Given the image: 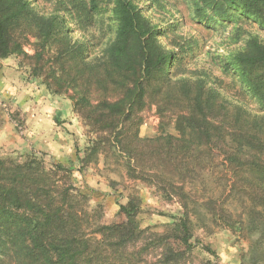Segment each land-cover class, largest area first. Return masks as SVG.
Masks as SVG:
<instances>
[{"label": "rangeland", "instance_id": "1", "mask_svg": "<svg viewBox=\"0 0 264 264\" xmlns=\"http://www.w3.org/2000/svg\"><path fill=\"white\" fill-rule=\"evenodd\" d=\"M29 1L31 16L62 15V31L43 42L30 22L15 27L21 49L0 60V160L35 173L33 190L43 186L46 199L64 205L92 252L100 245L95 264H264V207L253 199L262 190L236 172L241 162L224 153L232 150L231 142L218 148L215 136L182 134L176 122L186 103L173 92L163 112L155 104L161 86L185 83L196 92L203 84L206 97L227 108L230 132L243 134L245 128L264 138V99L241 87L236 72L222 68L225 58L247 49L252 39L264 44V20L237 13L219 25L202 0H135L158 27V44L176 53V69L166 79L158 73L148 80L145 105L124 124L98 128L76 110L72 83L78 70L83 73L94 104L117 93L114 83H98L115 38L113 0H96L95 8L91 0ZM251 79L264 91V71ZM207 111L217 115L216 107ZM131 199L139 204L140 233L123 247L119 232L110 228L128 226L119 203ZM186 216L190 246L178 231ZM21 263L3 242L0 264Z\"/></svg>", "mask_w": 264, "mask_h": 264}, {"label": "trees", "instance_id": "2", "mask_svg": "<svg viewBox=\"0 0 264 264\" xmlns=\"http://www.w3.org/2000/svg\"><path fill=\"white\" fill-rule=\"evenodd\" d=\"M91 1L95 8L96 0ZM202 1L220 18L219 25L225 24V20L230 22L237 13L242 16L247 14L245 18L249 20H264V0ZM29 2L0 0V60L21 49L14 30L22 21L30 22L35 35L38 38L44 37L43 42L54 39L62 31V15H54L49 19L31 16ZM113 3L111 16L115 38L106 49L105 77L102 76L98 83L102 86L114 83L117 93L112 99L107 98L94 104L93 90L82 83L83 73L78 70L73 75L72 83L76 93L73 97L76 110L98 128L106 124L107 128H117L119 124H124L125 121L122 120L130 112L145 105L150 94L148 80L158 73L160 79H166L176 69V53L164 51L158 44V27L143 13L135 0H113ZM209 19L210 17L206 20ZM222 68L226 72H236L235 78L239 79L241 87L255 89L258 96L264 99L262 87L251 79L253 72L264 71V44L256 38L250 41L247 49L225 58ZM169 92H173L178 101L184 100L186 103V110L176 122L177 129L192 138L206 139L215 136L218 148L228 146L230 141L232 150H225L224 153L229 154L228 158L240 161L241 170L236 172L246 173L250 185L256 191L262 190L260 196L254 195L253 199L264 207L262 135L257 132L248 133L245 128L242 129L243 134L230 132L226 127L231 125L227 108L219 102L215 106L206 97L203 84L196 92L191 85L185 83H179L173 88L161 86L157 91L160 99L155 103L160 112L165 110L164 102L168 101ZM209 107H216L217 115H210L207 111ZM24 166H9L7 162L0 160V248H3V242L7 243L21 264H95V261H99L97 255L101 257L102 254L100 245H96L92 252L91 242L84 240L79 227H74L69 222L64 205L46 199L42 193L45 191L43 186L36 185V190H33L29 185L35 182V173L27 174L26 171L30 168ZM55 167L63 171L73 170L72 165L55 164ZM119 207L127 218L128 226L117 224L110 229L119 232V242L124 247L140 233L135 226L139 204L131 199L127 205L119 203ZM178 231L184 243L190 246L192 231L187 216L180 219ZM204 248L209 253H214L210 247L204 245Z\"/></svg>", "mask_w": 264, "mask_h": 264}]
</instances>
